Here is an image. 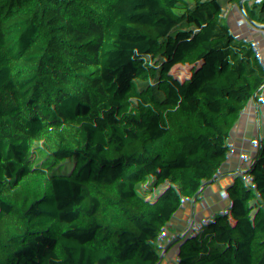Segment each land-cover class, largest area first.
<instances>
[{"label":"trees","instance_id":"obj_1","mask_svg":"<svg viewBox=\"0 0 264 264\" xmlns=\"http://www.w3.org/2000/svg\"><path fill=\"white\" fill-rule=\"evenodd\" d=\"M41 1L0 0V264H184L223 213L174 152L200 127L181 119L200 79L181 26L203 0ZM244 5L232 131L264 155V0ZM116 82L105 109L87 106ZM202 139V153L247 163L229 129ZM240 200L220 257L264 264V188Z\"/></svg>","mask_w":264,"mask_h":264},{"label":"crops","instance_id":"obj_2","mask_svg":"<svg viewBox=\"0 0 264 264\" xmlns=\"http://www.w3.org/2000/svg\"><path fill=\"white\" fill-rule=\"evenodd\" d=\"M244 2L245 0H225L182 30L185 39L197 49L200 79L196 85L205 89L210 120L220 115L225 122L231 123L239 112L237 93L240 87L236 84L235 73L240 67V58L237 54L230 53L224 41V35L240 23L245 12ZM204 47H209L210 51L206 53ZM226 53L231 54L230 61L223 59ZM217 79H223V81L216 82ZM206 135L204 132L199 133L196 139L203 140L202 138ZM192 139V136L180 137L174 146L175 154L181 158L185 166L209 173L213 177L217 194L221 198L233 196L236 193V187L228 177L229 175L217 171L211 162L207 163L202 158H190V154L195 150ZM253 152L255 151L246 152V164L251 168V173L264 185V164L255 162L251 155ZM230 219L229 210H225L213 225V228L218 229L222 237L227 239L232 234L229 227ZM208 232L210 230L198 239V244L193 246L184 264H219L220 249L224 242L220 239L208 238Z\"/></svg>","mask_w":264,"mask_h":264},{"label":"built area","instance_id":"obj_3","mask_svg":"<svg viewBox=\"0 0 264 264\" xmlns=\"http://www.w3.org/2000/svg\"><path fill=\"white\" fill-rule=\"evenodd\" d=\"M225 0H203L202 6L200 7L199 11L202 15L205 13H208L212 11L216 6L222 4ZM246 18L243 16L240 19V23H245ZM239 23V24H240ZM238 25L234 26L230 30H228L224 35V41L230 51V53L238 54L239 49L241 48V45L243 43L242 35H240L238 30ZM184 45L186 48L191 46V43L184 39ZM204 51L207 53L210 51L209 47H204ZM226 53L223 55V59L225 61L231 60V54ZM196 64L189 65L187 74H191L195 69H199V61L198 56L196 53ZM244 71L243 68H239L235 73V81L236 84L241 87L244 84ZM223 79H217L216 82H221ZM196 89V95L191 99V103L194 105L191 112L187 115H184L181 119L186 121H199L200 127L199 129H202L204 133L207 134L209 137H214L217 132V126L221 125H228V122H225L224 119L218 115L214 120H210L208 116V109H207V103L205 100V89L204 87L197 86L195 84ZM235 93H237L235 91ZM239 95V93H237ZM176 124V121L170 123L169 127H172ZM235 136V138L240 142L248 141L244 136L236 135L232 128H228ZM249 143V142H248ZM194 151L190 154V158H202L207 163H212L215 167V169L219 172H224L228 177L233 181L235 187H236V193L231 196L230 198H221L216 191L213 177L209 173H204L200 170L194 169L193 167L186 166L187 172L190 174H194L197 177H200L204 180L206 183L208 189L210 192H212V196L214 197L216 204L220 206V208L223 210H229V213L231 214V219L229 222V227L231 228V232H237L238 231V214H239V207L241 206V200H240V194L242 190L246 189H253V190H261L264 188V185L262 182L256 178V176L251 173L248 165L244 161V158H236L232 159L230 161H226L224 159L220 158H213L209 157L208 155L201 152L198 143L196 142V145L194 146ZM208 238H215L220 239L222 242L228 241L227 238L222 237V233L216 229L213 228L210 230ZM210 238V239H211ZM198 244L195 243L194 246ZM219 264H227L224 262V260L219 257Z\"/></svg>","mask_w":264,"mask_h":264},{"label":"rangeland","instance_id":"obj_4","mask_svg":"<svg viewBox=\"0 0 264 264\" xmlns=\"http://www.w3.org/2000/svg\"><path fill=\"white\" fill-rule=\"evenodd\" d=\"M66 2H68V0H65ZM42 8H47L50 9L51 11H55L58 10L59 5H58V0H43L40 2L39 4ZM69 5V4H68ZM121 95L120 89H119V83L116 82L115 84H113L110 88L107 89H103V88H98L95 89V91L92 93V95L90 96V98L87 101V106H89L90 108H92L95 111H99L102 109H105L110 102H112L113 99L119 97ZM204 132V131H203ZM196 141V140H195ZM194 141V139H192L193 142V146L196 145V142ZM241 145H243L247 151V153L249 151H251V147L249 146L248 141L245 142H240L238 141ZM252 158L255 160V162L258 163H263L264 164V155L260 154L259 152H253L252 154ZM125 207L129 208L130 211H133L137 208L140 207V204L138 203L137 200H126L124 202Z\"/></svg>","mask_w":264,"mask_h":264},{"label":"water","instance_id":"obj_5","mask_svg":"<svg viewBox=\"0 0 264 264\" xmlns=\"http://www.w3.org/2000/svg\"><path fill=\"white\" fill-rule=\"evenodd\" d=\"M201 13H200V11L198 10L196 13H194L191 17H189L183 24H182V26H181V29L183 30L184 28H186V26L189 24V23H191V22H193L194 20H196V19H198L199 17H201ZM237 104H238V108H239V116H238V118L236 119V121L234 120V121H232L231 123H228V125H221V126H217V129L218 128H233L234 126H236L239 122H240V120L242 119V116H243V112H244V109H243V105H242V100H241V98H240V96L239 95H237ZM203 132V130L202 129H198L197 130V132H195L193 135H192V137H193V139H195V140H197L196 139V135L197 134H199V133H202ZM249 146H250V144H249ZM234 159H236V158H234ZM224 160H226V161H230V160H232V159H224Z\"/></svg>","mask_w":264,"mask_h":264}]
</instances>
